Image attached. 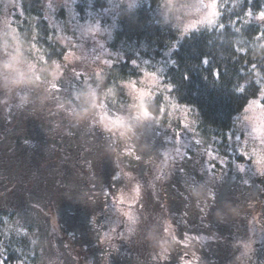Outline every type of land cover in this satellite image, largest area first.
I'll use <instances>...</instances> for the list:
<instances>
[{"label": "rangeland", "instance_id": "obj_1", "mask_svg": "<svg viewBox=\"0 0 264 264\" xmlns=\"http://www.w3.org/2000/svg\"><path fill=\"white\" fill-rule=\"evenodd\" d=\"M139 1L109 0V7L102 12V17L93 22L78 19L75 9L77 0H41L42 17L55 29V38L66 48L62 61L46 64L40 51L35 47L23 48L15 29L14 15L22 14L20 8L22 0H0V75L4 76L3 82L17 85V89L11 95L3 94L1 91L3 85L0 86V112L3 120H8L7 123H10L14 118L23 128L38 123L32 116L34 111H68V116L72 114L76 119L75 123L81 119L83 124H93L89 130L92 131L95 139L101 142L96 144L99 147L97 155H101L104 151L102 155L108 159L107 165L118 168L115 174L121 178L119 181L123 185L119 194L121 204L123 202L130 206L135 204L134 200L139 194L138 185L135 182L128 184L127 181H134V177L135 179L144 177L147 171L144 169V164L140 165L137 162L129 163L130 166L140 167V170L134 174L126 170L127 168L122 164L119 167L117 163L116 165L113 163L117 162L116 156H129L131 159L136 156L145 160L144 163L157 158L162 162V166L171 160L173 163L177 162L178 170L175 173L180 179L181 189L200 186L197 182L194 184L191 182L192 186L187 185L185 178L190 172H203L201 176L212 184L218 178L226 179V184L220 189L221 194L217 195L218 202L220 199L228 204L232 187H238L242 190L239 198L244 202L248 200V203L253 201L254 210L260 211L263 201L259 198V193L264 192V177L259 176L258 173L264 170V107L261 106L259 95L238 117L236 127L227 133L226 142L222 144L219 140L215 145L201 140L197 135L198 117L196 112L188 108L170 105L166 108L165 117L160 119L149 114L145 107L146 102L163 89L159 74L162 67L150 71L149 62L139 66L143 74L138 81L123 84L125 93L131 98L129 105L122 107L121 111L108 108L105 98L107 96L100 94L95 82L101 79L103 72L109 66L117 64L121 59V54L110 51L108 45L116 28L115 13H118L121 7L133 8ZM217 1L165 0L159 12L166 21L173 22L184 35L189 30L213 25L217 15ZM50 3L53 8L48 7ZM94 23L96 25L100 23L102 29L84 31V28ZM260 23L263 24L264 21ZM102 45L105 47L101 49ZM79 86L85 90L84 96H81L82 100L78 96ZM261 94H264V83L261 85ZM55 120L52 119L50 123H57ZM109 131L115 137L112 138ZM92 133L87 136L89 139L85 137V141L88 139L87 143L93 140ZM242 136L243 140L240 139ZM92 143L95 145L96 142ZM225 144L228 145L227 152L223 146ZM134 147L137 149V155ZM77 148L78 146H72L69 155L76 158L79 155ZM245 150L252 157L251 165L240 154ZM62 153L67 155L66 152ZM63 154L61 157L68 158ZM235 157L240 160H235ZM62 162V166L66 165L64 169H57L59 166L55 164L52 165L54 167L51 174L49 170L51 179L48 181V187L52 189H59L64 181L69 180L67 171H75V164L70 166L66 161L62 160ZM125 162H128L127 159ZM236 162L242 163L247 169L244 179L240 175L244 173L238 172ZM22 163V159L13 157L7 163L5 161L1 164V168L3 171L6 169L14 171L20 167L21 171H25L24 168L21 169ZM159 170L160 166H157L155 171ZM21 175L23 182L25 175L23 173ZM236 175L239 180L236 184H232L231 179ZM255 177L258 178L257 181ZM245 180L249 181L251 188L245 185ZM30 184V182L26 184V187ZM148 188L151 189H147L150 192L146 197L147 202L158 204L160 198L155 189L157 186L151 183ZM247 193L248 195H244ZM37 194L17 195L14 208L0 207V229L7 234L17 233L23 229L27 232L26 236L33 240L32 244L35 247L36 245L43 247L39 249L41 257L38 264H54L56 252L65 245L53 231L57 227L54 220H60V216L52 218L50 227L42 204L48 201V197L51 203L55 204L63 203L64 198ZM256 211L251 215L252 229L259 227L260 220L264 216V209L260 213ZM127 216L130 220L136 219L135 213L131 210L127 212ZM50 242H53L52 246ZM65 250L63 248V251Z\"/></svg>", "mask_w": 264, "mask_h": 264}, {"label": "flooded vegetation", "instance_id": "obj_2", "mask_svg": "<svg viewBox=\"0 0 264 264\" xmlns=\"http://www.w3.org/2000/svg\"><path fill=\"white\" fill-rule=\"evenodd\" d=\"M3 81L4 76L0 75L2 93L13 94L17 85ZM34 112L32 116L38 123L23 128L14 118L7 123L0 112V207L14 208L15 197L20 194L64 198L63 203L55 204L48 197L49 202L42 204L50 227L52 218L60 216V220H54L57 227L53 231L63 240L66 250L56 252L54 264H264V216L259 227L252 229L251 215L256 210L253 201L248 203L239 198L242 190L238 187H232L228 204L220 199L218 202L217 195L221 194L226 179L218 178L212 184L201 176L203 172H190L184 181L188 186H192L191 182L200 186L181 189L175 173L177 162L171 160L162 166L157 158L144 163L136 156L131 159L115 155L114 165L122 164L134 174L140 167L129 163L137 162L144 164L147 171L144 177L127 181L139 186L135 204H121L119 194L123 185L115 174L118 168L107 165L104 151L97 155L96 144L101 142L89 130L93 124H83L81 119L75 123L68 111ZM52 119L57 123L51 124ZM90 133L94 141L87 143ZM72 146H78L76 158L69 155ZM133 149L137 155V149ZM62 154L68 158L61 157ZM13 157L22 159L21 169L26 172L20 171V167L2 170L1 164ZM62 160L70 166L75 164V171H67L69 180L61 178L62 186L52 189L48 187L52 165L64 169ZM157 166L160 170L156 172ZM245 174H240L242 179ZM237 175L231 179L232 184L239 180ZM151 183L157 186L158 204L146 200ZM249 184L246 186L250 187ZM259 195L263 204L258 213L264 209V192ZM129 210L135 213V220L128 218ZM38 246H32L38 249L31 253L32 258H38L33 264H38L41 257L39 249L43 247Z\"/></svg>", "mask_w": 264, "mask_h": 264}, {"label": "trees", "instance_id": "obj_3", "mask_svg": "<svg viewBox=\"0 0 264 264\" xmlns=\"http://www.w3.org/2000/svg\"><path fill=\"white\" fill-rule=\"evenodd\" d=\"M164 1L140 0L133 8L121 7L115 13L116 28L108 45L110 51L121 54V59L109 66L95 84L100 94L107 96L108 108L121 111L131 101L123 84L139 80V66L149 62L150 71L162 67L159 74L163 89L146 102L149 114L160 119L170 105L188 108L197 114L200 139L213 145L220 140L223 144L238 117L258 96L255 86L248 87L255 81L261 89L264 83V37H255L258 31H264V23L256 18L264 10V0H218L213 25L184 35L159 12ZM108 3L109 0H77L76 16L80 21L94 22L102 17ZM20 8L22 14H15L14 19L23 48L35 47L46 64L62 61L66 48L42 17L41 0H22ZM247 8L253 16L246 15ZM204 59L209 60L207 65ZM78 89L82 100L85 90L80 86ZM242 89H246L244 94L240 93ZM223 146L227 152L228 145ZM29 238L0 229V260L5 264L38 261L36 256L31 257L37 249Z\"/></svg>", "mask_w": 264, "mask_h": 264}, {"label": "snow or ice", "instance_id": "obj_4", "mask_svg": "<svg viewBox=\"0 0 264 264\" xmlns=\"http://www.w3.org/2000/svg\"><path fill=\"white\" fill-rule=\"evenodd\" d=\"M20 7H22V4L20 5ZM48 7H49V8H53V5L50 3V4L48 5ZM245 13H246L247 16H253V11H252L250 8H247V9L245 10ZM256 18H258L260 21H264V10H260V11L256 14ZM94 25H95V27H94ZM100 29H102V28H101V24L99 23L98 25H96V23H94V24H90V25H88L86 28H84V31H85V32H91V31H99ZM255 37H256L257 39H259V38H261V37H264V31H258L257 34L255 35ZM103 47H105V45H102V46H101V49H102ZM202 62H203V64L207 65V64L209 63V60H208V59H204ZM133 63H134V65H135V62H133ZM141 74H143V73H141ZM215 75H216V78H217V79L220 78V73H219V71H217V72L215 73ZM187 78H188V77L185 76V79H187ZM253 86H255V87L257 88L258 95H259V98H260V101H261V106L264 107V94H261L260 86H259L255 81H253L252 84H251L248 88L253 87ZM57 90H60V89L57 88ZM169 90L174 91V89H171V88H170ZM245 92H246V89H242V90L240 91L241 94H244ZM253 99L255 100L256 98H253ZM240 139L243 140V136H242ZM240 154L248 160V162H249L250 165L252 164V157H250V156L248 155L247 150H245V151H241ZM188 157H189V154H188L187 158H188ZM242 165H243L242 163H238V164H237V170H238L239 173H246L247 169H246L245 167H243ZM258 175L261 176V177H264V170H261V171L258 173ZM248 184H249V181L245 180V185H248ZM138 191H139V186H138ZM20 233H21L22 235H25V236L27 235V232L24 231L23 229L20 230ZM0 264H5V261H4V260H0Z\"/></svg>", "mask_w": 264, "mask_h": 264}]
</instances>
